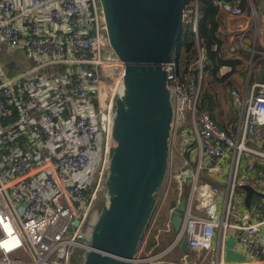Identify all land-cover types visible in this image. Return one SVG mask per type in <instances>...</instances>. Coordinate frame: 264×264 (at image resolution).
Listing matches in <instances>:
<instances>
[{"label": "built area", "instance_id": "2783aa9c", "mask_svg": "<svg viewBox=\"0 0 264 264\" xmlns=\"http://www.w3.org/2000/svg\"><path fill=\"white\" fill-rule=\"evenodd\" d=\"M216 4L226 15L245 14L239 0ZM101 15L98 0H0V42L9 55L22 52L35 64L22 70L0 49V264H83L75 249L83 257L91 250L85 230L107 183L126 68ZM200 18L199 0L187 1L183 29L197 36ZM254 40L264 46L258 23ZM8 62L20 70L9 74ZM204 66L201 49L187 71L175 60L163 65L174 107L171 146L174 135L181 140L180 167L170 156L167 177L181 181L180 196L187 198L184 227L171 249L187 238L189 250L201 254L185 253L183 264H225L215 239L232 227L242 168L264 182L257 169L264 166V76L250 92L231 90L239 115L224 129L199 108ZM206 174L219 186L201 182ZM233 227L240 246L264 261V198Z\"/></svg>", "mask_w": 264, "mask_h": 264}, {"label": "water", "instance_id": "95a60500", "mask_svg": "<svg viewBox=\"0 0 264 264\" xmlns=\"http://www.w3.org/2000/svg\"><path fill=\"white\" fill-rule=\"evenodd\" d=\"M99 1L110 46L126 68L124 92L115 106L109 200L93 228L84 264H139L147 262L137 254L168 172L174 107L163 65L174 60L187 0ZM259 10L264 16V0ZM5 67L9 74L20 70L13 62ZM242 189L249 208L258 192L250 185ZM181 250L189 251L187 238Z\"/></svg>", "mask_w": 264, "mask_h": 264}, {"label": "crops", "instance_id": "0c3cea01", "mask_svg": "<svg viewBox=\"0 0 264 264\" xmlns=\"http://www.w3.org/2000/svg\"><path fill=\"white\" fill-rule=\"evenodd\" d=\"M249 6L251 8V12L248 13L245 11V14L240 17H234L230 15H226L224 12V20L223 25L220 27V32L225 38V46L227 51V57L233 60L243 61L242 65H239L232 76L233 85L229 87L228 94H229V101L226 107V114L224 118L221 119V113L219 114V119L221 120L222 124L226 128H232L235 125V121L238 119V106L234 102L233 98L231 97V90L237 89L240 93L245 94L246 91H251L252 87L260 82V74L264 72L261 65L258 63H254V55L256 53H261L264 57V52H260L256 50V47H263L260 44H256L254 40V33H255V25L258 23L262 34V21L264 20V16L259 10V4L261 0H248ZM247 54V59L244 60V56ZM224 70L227 71L225 68ZM220 111V110H219ZM180 147V139L175 137L174 140L176 141ZM179 147L176 150H179ZM178 158V157H177ZM176 158V160H177ZM177 163V162H176ZM179 165V163H177ZM258 172L260 170H264L263 165H257ZM167 177V176H166ZM174 179V178H173ZM175 180V179H174ZM201 182H208L211 183L212 186L218 187L219 184L216 180L209 175H203L201 177ZM172 181V180H171ZM171 181L168 184V190L165 193L164 199L159 207L156 208L154 216L150 221L149 227L145 233V243L140 252H144V257H140L137 255L139 259H146L148 256L157 255L161 256L162 258L159 260V263L156 264H183L182 257L185 254L181 250L180 247L172 248L174 245L177 236L180 234L181 230L184 227V218L179 219L176 221L174 212L175 207L171 206L168 209V214H165V217H162L163 208L167 203L166 198H168V193H170V185ZM175 190H179V182L175 180ZM250 185L252 186L258 193L254 194L259 196L260 198L253 204L251 207H254L259 204L260 200L264 198V182L263 179L260 181H256L255 178L252 176H248L246 172V167L244 166L241 170V184L239 195L242 197V200L238 202L235 207L234 215L231 217L232 227L227 231V235L224 239L219 237V233L216 235L215 239V249L223 251V261L225 264H264V261L254 259L252 255L243 249L238 241V229L233 227L237 223L240 222L241 218L245 215L246 211L249 210L251 207L247 208L245 206V191L242 189V186ZM255 185L260 186V190H258ZM178 186V188H177ZM187 185L185 184V192L189 194V189L187 190ZM180 191L176 192V194ZM180 196V195H179ZM180 198V197H179ZM178 198V200H179ZM175 200V198H174ZM177 200V202H178ZM174 201L172 202L173 205ZM253 221L255 217H252ZM178 224V225H177ZM140 252H138L140 254ZM190 257L193 259H197L201 256L199 252H195L193 250H189ZM142 264L145 262H141ZM147 263V262H146ZM153 264V263H150Z\"/></svg>", "mask_w": 264, "mask_h": 264}, {"label": "trees", "instance_id": "16d2710c", "mask_svg": "<svg viewBox=\"0 0 264 264\" xmlns=\"http://www.w3.org/2000/svg\"><path fill=\"white\" fill-rule=\"evenodd\" d=\"M190 2L191 0H187ZM216 1L223 3H233L236 0H199L200 23L198 35L196 36L188 29H183L182 35L177 46L174 60L184 70L187 71L190 64L195 62L199 57V50H203L205 54L204 79L202 83V94L199 108L208 110L216 123L226 128L221 120L216 109H220L218 101L217 88L223 86L225 89L233 85L232 76L235 69L243 64V61L229 59L225 46V38L220 32V27L223 25L224 13L221 7L216 4ZM244 11L250 13L251 8L248 0H239ZM256 50L264 52L263 47H256ZM247 59V54L244 60ZM254 63L260 64L264 70V57L261 53L254 55ZM227 69L224 70V69ZM222 87V88H223ZM260 197H253V204Z\"/></svg>", "mask_w": 264, "mask_h": 264}, {"label": "rangeland", "instance_id": "374dc122", "mask_svg": "<svg viewBox=\"0 0 264 264\" xmlns=\"http://www.w3.org/2000/svg\"><path fill=\"white\" fill-rule=\"evenodd\" d=\"M99 1V0H98ZM103 16V15H101ZM104 17V16H103ZM0 49L2 51H4L3 55L5 56V59L4 60H11V59H17L21 66H22V70H25L29 67H33L35 66L34 62L30 61V60H27L25 58V55L22 53V52H13V54L9 55L8 52L6 50L7 47L4 46L1 42H0ZM110 55V53L108 51H103V57L106 58ZM44 72H38L35 74V76H40V75H43ZM223 86H220L217 88V94H218V101H219V104H220V111L218 109H216L217 112H220L221 113V119L222 117L224 118V115L226 114L225 110H226V107L227 105L229 104L228 101H229V94H228V89H225L224 87L222 88ZM175 137H178V140H179V135H174V138ZM172 140V146L170 148V156H172V162H173V165L175 167V162L179 163V161H181V158L179 157V151L176 150V148H178V143H177V139L176 141ZM172 151V153H171ZM3 153V152H2ZM169 156V158H170ZM178 157V158H177ZM177 158V160H176ZM178 167H180V165H178ZM173 168V167H172ZM175 174V173H174ZM168 184H169V178L166 177L165 179V182L163 184V186L160 188L159 192H158V196H157V207H159L162 203V200L164 199L163 197L165 196V193L167 192L168 190ZM175 185H176V182L174 179H172L171 181V185H170V193H168V198H166L167 200V203L166 205L164 206L163 208V214H162V217H165V214H168V209L169 207L173 206L175 207V212H174V216H175V219L176 221H178L179 219L183 218V212L186 208V204H187V198H186V195L184 196H179L180 194L176 192L179 190H175ZM255 187L260 190V186L258 185H255ZM178 188V186H177ZM181 198V202L178 203L177 200L178 198ZM223 197H224V194L221 193V200H223ZM175 198V200H174ZM108 200H109V197H108V191H107V187L106 185H104L103 189H102V192L101 194L99 195V199L97 200L96 204L93 206L92 208V211H91V214H90V217H89V221H88V224H87V228H86V233H89V234H92V231H93V228L101 214V211H102V207L103 205L107 204L108 203ZM174 201L173 205H172V202ZM178 225V224H177ZM75 257H79L80 261H85V257H83V254H82V251L78 250V249H75ZM137 255H139L141 258L144 257V252H140V254L138 253ZM84 261H83V264H84ZM139 264H142V263H139ZM143 264H150L149 262H145Z\"/></svg>", "mask_w": 264, "mask_h": 264}]
</instances>
